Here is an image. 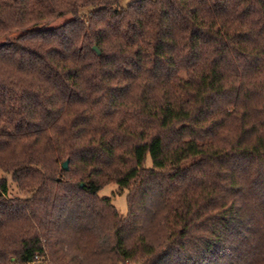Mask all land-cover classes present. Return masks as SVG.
<instances>
[{
	"label": "trees",
	"instance_id": "obj_1",
	"mask_svg": "<svg viewBox=\"0 0 264 264\" xmlns=\"http://www.w3.org/2000/svg\"><path fill=\"white\" fill-rule=\"evenodd\" d=\"M118 2L0 0V264H264V0Z\"/></svg>",
	"mask_w": 264,
	"mask_h": 264
},
{
	"label": "rangeland",
	"instance_id": "obj_2",
	"mask_svg": "<svg viewBox=\"0 0 264 264\" xmlns=\"http://www.w3.org/2000/svg\"><path fill=\"white\" fill-rule=\"evenodd\" d=\"M136 0H119L118 2V7L119 8H125L126 6H128L131 2H134ZM68 20V17L58 20L54 25H60L64 22H66ZM11 37V35L7 36V37H3L0 38V44L2 42H4V40L6 38ZM2 176L1 172H0V177ZM117 187L115 185H107L105 186L103 189H101L98 192V197L100 198H111L113 201V204L117 210V212L121 215H126V193H119L117 192ZM11 261H13V259H11Z\"/></svg>",
	"mask_w": 264,
	"mask_h": 264
},
{
	"label": "water",
	"instance_id": "obj_3",
	"mask_svg": "<svg viewBox=\"0 0 264 264\" xmlns=\"http://www.w3.org/2000/svg\"><path fill=\"white\" fill-rule=\"evenodd\" d=\"M92 49L97 53L99 54L98 50L95 48V47H92ZM67 166H68V160H66L63 164H62V168L64 170H67Z\"/></svg>",
	"mask_w": 264,
	"mask_h": 264
}]
</instances>
